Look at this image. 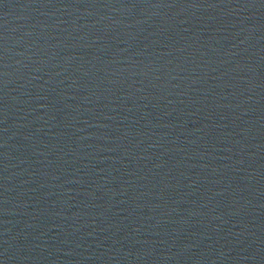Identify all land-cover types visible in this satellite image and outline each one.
<instances>
[{"label":"water","instance_id":"water-1","mask_svg":"<svg viewBox=\"0 0 264 264\" xmlns=\"http://www.w3.org/2000/svg\"><path fill=\"white\" fill-rule=\"evenodd\" d=\"M0 264H264V0H0Z\"/></svg>","mask_w":264,"mask_h":264}]
</instances>
